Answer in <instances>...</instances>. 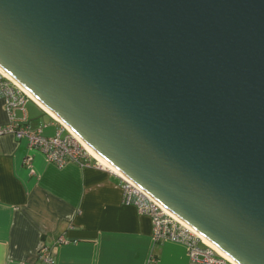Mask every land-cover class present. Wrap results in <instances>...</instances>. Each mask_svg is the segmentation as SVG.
<instances>
[{"label":"water","instance_id":"obj_1","mask_svg":"<svg viewBox=\"0 0 264 264\" xmlns=\"http://www.w3.org/2000/svg\"><path fill=\"white\" fill-rule=\"evenodd\" d=\"M0 71L238 264H264V0H0Z\"/></svg>","mask_w":264,"mask_h":264},{"label":"crops","instance_id":"obj_2","mask_svg":"<svg viewBox=\"0 0 264 264\" xmlns=\"http://www.w3.org/2000/svg\"><path fill=\"white\" fill-rule=\"evenodd\" d=\"M15 116L45 136L67 131L30 96ZM9 122L7 102L0 98V125ZM124 185L121 176L93 159L59 166L27 139L4 135L0 264H46L39 257L43 246L54 264H209L194 261L183 241L157 239L151 217L126 201ZM221 264L234 263L224 258Z\"/></svg>","mask_w":264,"mask_h":264},{"label":"built area","instance_id":"obj_3","mask_svg":"<svg viewBox=\"0 0 264 264\" xmlns=\"http://www.w3.org/2000/svg\"><path fill=\"white\" fill-rule=\"evenodd\" d=\"M0 98L7 102L10 113V122L7 125H0V139L6 134H13L17 139H27L31 148L41 150L49 161L64 166L67 162L73 161L86 165L92 158L85 147L74 138L69 132L66 137L57 134L45 136L40 131L33 130L25 120H19L15 116V110L22 107L27 95L17 89L11 80L0 72ZM30 161V158H27ZM125 197L128 203L134 204L139 211L151 217L154 223L157 239L171 238L175 241H183L189 246L191 257L194 261H201L209 264H221L223 256L217 257L218 252L204 243L198 236L168 214L156 201L147 196L143 191L125 180ZM204 243L205 246H202ZM219 255V254H218ZM39 257L46 264H54L50 249L43 246L39 251Z\"/></svg>","mask_w":264,"mask_h":264},{"label":"bare ground","instance_id":"obj_4","mask_svg":"<svg viewBox=\"0 0 264 264\" xmlns=\"http://www.w3.org/2000/svg\"><path fill=\"white\" fill-rule=\"evenodd\" d=\"M1 72V71H0ZM3 75H5L3 72H1ZM6 77H8L7 75H5ZM9 80H11L13 83H15L17 85V87H19L24 93H26L28 96H30L31 98H33L31 95H29L21 86H19L13 79H11L10 77H8ZM34 99V98H33ZM48 111V110H47ZM54 116V115H53ZM55 117V116H54ZM58 119V118H57ZM59 120V119H58ZM65 127L66 129H68V131L74 136V138L76 140H78L84 147L85 149L93 156L96 158V160L103 166L109 168L110 170H112L113 172H115L116 174H118L119 176H121L119 173H117L115 170H113L112 168H110L108 165H106L105 163H103L101 160H99L95 155H93L88 148L76 137V135L61 121L59 120ZM122 178H124L123 176H121ZM125 180H127L126 178H124ZM128 181V180H127ZM130 182V181H128ZM131 183V182H130ZM132 184V183H131ZM134 185V184H132ZM135 186V185H134ZM138 188V187H137ZM139 189V188H138ZM140 190V189H139ZM142 191V190H141ZM146 194V193H145ZM147 195V194H146ZM148 196V195H147ZM164 209V208H163ZM165 210V209H164ZM166 211V210H165ZM167 212V211H166ZM168 214H170L169 212H167ZM171 215V214H170ZM174 219H176L177 221H179L182 225H184L186 228H188L192 233H194L196 236H198L204 243H206L207 245H209L211 248H213L215 251H217L221 256H223L225 259L229 260L230 262L234 263V264H238L237 262H235L234 260L230 259L228 256H226L224 253H222L219 249H217L215 246H213L211 243H209L206 239L202 238L198 233H196L194 230H192L190 227H188L187 225H185L184 223H182L180 220H178L177 218H175L173 215H171Z\"/></svg>","mask_w":264,"mask_h":264},{"label":"rangeland","instance_id":"obj_5","mask_svg":"<svg viewBox=\"0 0 264 264\" xmlns=\"http://www.w3.org/2000/svg\"><path fill=\"white\" fill-rule=\"evenodd\" d=\"M13 85H14L17 89H19L22 93H24L19 87H17V85H16L15 83H13ZM24 94H26V93H24ZM26 95H27V94H26ZM27 98H28V95H27ZM3 99H4V98H3ZM68 134H69L68 131H64V132H63V137H66ZM91 157H92L91 159L97 161L95 157H93V156H91ZM97 162H98V161H97Z\"/></svg>","mask_w":264,"mask_h":264},{"label":"trees","instance_id":"obj_6","mask_svg":"<svg viewBox=\"0 0 264 264\" xmlns=\"http://www.w3.org/2000/svg\"><path fill=\"white\" fill-rule=\"evenodd\" d=\"M201 245L205 246V244H204V243H201ZM217 255H218V254H217ZM218 256H220V255H218Z\"/></svg>","mask_w":264,"mask_h":264},{"label":"clouds","instance_id":"obj_7","mask_svg":"<svg viewBox=\"0 0 264 264\" xmlns=\"http://www.w3.org/2000/svg\"><path fill=\"white\" fill-rule=\"evenodd\" d=\"M66 129V128H65ZM68 131V129H66ZM69 132V131H68ZM219 254V253H218Z\"/></svg>","mask_w":264,"mask_h":264}]
</instances>
